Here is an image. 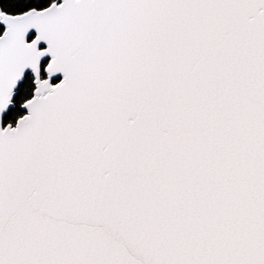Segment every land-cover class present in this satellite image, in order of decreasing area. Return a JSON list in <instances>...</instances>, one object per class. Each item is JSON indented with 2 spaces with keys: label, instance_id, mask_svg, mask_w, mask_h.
Listing matches in <instances>:
<instances>
[{
  "label": "snow or ice",
  "instance_id": "1",
  "mask_svg": "<svg viewBox=\"0 0 264 264\" xmlns=\"http://www.w3.org/2000/svg\"><path fill=\"white\" fill-rule=\"evenodd\" d=\"M0 264H264V0H0Z\"/></svg>",
  "mask_w": 264,
  "mask_h": 264
}]
</instances>
